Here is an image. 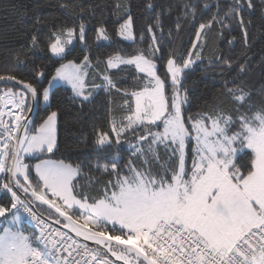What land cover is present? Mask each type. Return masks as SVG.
Returning <instances> with one entry per match:
<instances>
[{
    "label": "snow or ice",
    "instance_id": "snow-or-ice-1",
    "mask_svg": "<svg viewBox=\"0 0 264 264\" xmlns=\"http://www.w3.org/2000/svg\"><path fill=\"white\" fill-rule=\"evenodd\" d=\"M58 7L79 22H49L34 10L33 32L22 36L28 51L0 71V264H264V89L257 105L236 83L251 58L238 64L232 87L224 82L230 109L193 111L187 87L206 60L221 74L233 69L221 51L206 57L210 36L217 49L223 40L246 56L256 0H226L223 10L220 0L166 8L144 0L141 46L115 49L95 63L87 50L68 59L74 41L87 49L85 9L67 0ZM110 10L115 35L137 43L128 0H112ZM173 12L165 35L164 19ZM259 12L264 19V0ZM185 24L189 46L165 55ZM94 31L97 41L112 40L103 14ZM45 50L59 63L50 79L39 66L31 79L15 74L29 52ZM60 82L81 109L104 94V123L91 131L95 160L57 156L58 110L38 125L30 118L41 101L53 107L51 90Z\"/></svg>",
    "mask_w": 264,
    "mask_h": 264
},
{
    "label": "trees",
    "instance_id": "trees-1",
    "mask_svg": "<svg viewBox=\"0 0 264 264\" xmlns=\"http://www.w3.org/2000/svg\"><path fill=\"white\" fill-rule=\"evenodd\" d=\"M61 2H65V0H0V71L3 70L5 65L12 62V57L15 53H21V58H24L23 53L28 51V39H24L22 36L27 34L30 38L33 32L34 10L38 11L41 17L49 22L53 20L57 23L67 22L69 26L74 21L76 23L79 22L75 17L68 18L65 15L64 11L58 7ZM67 2L77 5V11L79 7H83L85 9L84 19L90 21L87 33V49H85V45L79 42L75 43L71 46L72 52L68 59L75 58L78 61L87 50L95 63L97 58L104 59L106 55L111 54L115 49L122 48L130 53L136 47L141 46L139 44L140 29L148 21L147 15L143 12L144 0H128L137 23V43L135 44L115 35V18L111 15L110 10L112 0H67ZM182 2H188V0H154L158 8H166L170 4L177 5ZM210 2L215 3V0H210ZM220 3L222 10L225 9L226 0H220ZM256 3L258 7L250 17L252 20L249 28L251 47L247 50L246 56L241 55L243 49L240 46L230 52L229 47L223 40L219 41V48L217 49V41L212 36L209 37V45L205 51L206 57L211 58L214 51H221L224 55L231 56L233 69L231 71L225 70L221 74L218 67L214 69L208 68L207 60L204 65L195 67L187 81L193 111L217 105L230 109L231 104L228 98L222 95L224 82L229 81L228 86L232 87L231 81L238 75V64L243 63L249 57L251 58L249 70L241 75L240 79L236 80V83H241L242 81L246 90L253 93L255 103L257 105L261 103V89H264V19L260 16L259 0H256ZM104 5L109 7L104 8ZM213 11H215V8H213ZM102 14L104 23L112 36V40L109 41H97L95 39L94 26L101 19ZM174 18L175 12H173L171 19L165 17V35H167L168 28L173 27ZM46 33L47 28L40 30L41 41L44 40ZM189 35L190 27L187 24H185L179 37L173 32L171 44L166 45L165 55H167V49L183 52L189 46ZM232 35H237L239 41L238 32H233ZM28 59L29 63L27 66H21L16 70L15 74L18 77L31 79V70L35 66H39L46 72L47 79H50L55 67L59 66L56 58L50 59V53L46 50L35 51L34 53L29 52ZM47 79L45 86H47ZM121 85L130 86V81L121 80ZM52 92L55 94V98L52 100L53 107L46 109L40 102V108L34 119L35 123L38 125L43 119H46L48 111L58 110V138L61 152L57 156L64 154L71 156L74 160L79 159L85 162L95 160V149L90 142L91 131L93 125L104 123V105L101 103L104 99V94L102 92L99 94L95 106L89 105L81 109L78 103H73L70 87L66 85L56 86ZM84 135L89 138L87 143L83 140ZM121 155L126 156V153L122 151ZM26 226L31 231L27 224Z\"/></svg>",
    "mask_w": 264,
    "mask_h": 264
},
{
    "label": "water",
    "instance_id": "water-1",
    "mask_svg": "<svg viewBox=\"0 0 264 264\" xmlns=\"http://www.w3.org/2000/svg\"><path fill=\"white\" fill-rule=\"evenodd\" d=\"M40 108V103L38 104H35L34 107H33V111L29 114L30 115V118L34 121L35 117H36V114L38 112Z\"/></svg>",
    "mask_w": 264,
    "mask_h": 264
},
{
    "label": "rangeland",
    "instance_id": "rangeland-1",
    "mask_svg": "<svg viewBox=\"0 0 264 264\" xmlns=\"http://www.w3.org/2000/svg\"><path fill=\"white\" fill-rule=\"evenodd\" d=\"M78 41H74V44L75 43H77ZM131 42V41H130ZM71 47V46H70ZM64 62H66V61H64ZM60 85H65V84H63L62 82H60V83H57V84H55V86L53 87V88H55L56 86H60ZM67 86V85H66ZM69 87V86H68ZM53 88H52V90H53ZM51 90V91H52ZM41 104H42V106H44V104H43V102L41 101ZM27 224V223H26ZM28 225V227H30L31 228V225L30 224H27ZM25 227L27 228V226L25 225ZM28 230H29V228H27ZM30 231V230H29Z\"/></svg>",
    "mask_w": 264,
    "mask_h": 264
}]
</instances>
